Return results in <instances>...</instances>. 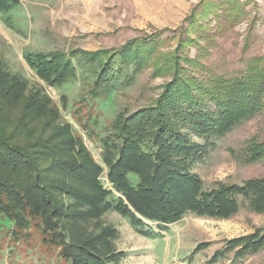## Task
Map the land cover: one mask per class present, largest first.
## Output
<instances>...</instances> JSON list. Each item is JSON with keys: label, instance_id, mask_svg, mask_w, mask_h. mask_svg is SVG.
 Returning a JSON list of instances; mask_svg holds the SVG:
<instances>
[{"label": "trees", "instance_id": "16d2710c", "mask_svg": "<svg viewBox=\"0 0 264 264\" xmlns=\"http://www.w3.org/2000/svg\"><path fill=\"white\" fill-rule=\"evenodd\" d=\"M21 1L0 0V13L7 14ZM185 43L167 54L157 52L151 41L128 43L109 55L89 54V59L104 56L108 64L116 60L120 69L132 65L137 72L151 67L152 76L170 77L154 105L130 116L118 114L101 140L108 183L120 195L113 204L106 201L111 191L99 180L102 168L94 163L82 141L71 134L70 127H56L50 134L43 127V118L58 120L57 107L49 106L50 101L38 93L24 97L25 82L4 71L0 62V115L9 107L12 118L0 119V218L21 231L32 220L44 240L62 245L59 254L70 261L108 264V257L115 261L114 256L107 255L113 245L108 232L102 229L96 233L93 229L97 235H91L85 223L99 219L110 209L138 230L147 227L145 221L167 226L187 214L228 219L238 212L239 199L249 211L264 214V177L241 184L218 182L206 191L201 179L187 171L188 164L207 155L211 140L223 138L264 112V55L249 59L244 71L232 77L194 75L183 65L204 68L197 58L178 55ZM247 48L245 45L243 52ZM25 59L49 86L76 76L65 55L33 54ZM106 62L100 64L95 88L106 83ZM189 135L208 142L201 146ZM147 141L153 149L146 153L142 145ZM228 152L241 165L264 166V141L252 139L245 149ZM129 175L137 177L136 185ZM70 244L82 252L73 251ZM263 247L264 228L228 241L214 253L212 261L227 253L240 260ZM204 248L197 245L192 255Z\"/></svg>", "mask_w": 264, "mask_h": 264}, {"label": "rangeland", "instance_id": "374dc122", "mask_svg": "<svg viewBox=\"0 0 264 264\" xmlns=\"http://www.w3.org/2000/svg\"><path fill=\"white\" fill-rule=\"evenodd\" d=\"M147 41L161 54L187 42L178 55L197 58L204 68L184 64L191 74L232 77L244 71L249 59L264 55V0H23L11 12L0 13V62L4 71L25 82L24 97L38 93L50 101L49 106L57 107L58 120L43 118V127L49 134L56 127H70L71 134L82 141L94 163L102 168L99 180L111 191L106 198L110 204L120 195L108 183L102 161L101 140L107 135V127L120 113L130 116L154 105L170 77L152 76L151 67L137 72L132 65L120 69L116 60L108 64L104 56L89 59V54L109 55L128 43ZM245 45L248 48L243 52ZM33 54L65 55L76 76L61 85H47L26 62L25 57ZM104 61L108 67L106 83L95 88ZM0 119L12 120L9 107L3 109ZM189 137L201 146L208 142L199 136ZM252 139L264 141V112L223 138L211 140L207 155L188 164L187 171L201 179L206 191L218 182L241 184L264 177L261 163L241 165L228 152L245 149ZM142 149L147 153L153 148L147 141ZM129 180L133 185L138 181L135 175H129ZM244 205L239 199L238 212L228 219L187 214L167 226L145 221L147 227L142 230L110 209L99 219L86 222L85 229L91 235H97L93 229L108 232L113 245L107 255L115 257L114 262L108 257V264H264V247L240 260L227 253L212 261L214 253L228 241L264 228V214L253 213ZM141 231L151 234L143 236ZM199 244L205 248L192 255ZM61 246L44 240L32 220L21 231L0 218V264H84L61 257Z\"/></svg>", "mask_w": 264, "mask_h": 264}, {"label": "crops", "instance_id": "0c3cea01", "mask_svg": "<svg viewBox=\"0 0 264 264\" xmlns=\"http://www.w3.org/2000/svg\"><path fill=\"white\" fill-rule=\"evenodd\" d=\"M13 9H14V8H13ZM13 9H12V10H13ZM10 12H11V11H10ZM8 13H9V12H8Z\"/></svg>", "mask_w": 264, "mask_h": 264}]
</instances>
